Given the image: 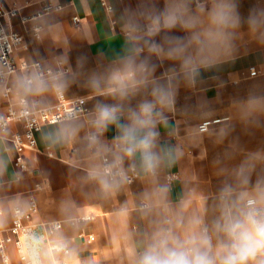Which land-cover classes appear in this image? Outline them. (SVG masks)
Here are the masks:
<instances>
[{"label": "clouds", "instance_id": "9594fccd", "mask_svg": "<svg viewBox=\"0 0 264 264\" xmlns=\"http://www.w3.org/2000/svg\"><path fill=\"white\" fill-rule=\"evenodd\" d=\"M109 7L122 42L94 68L86 67V56L73 67L66 49L18 68L0 63V103L10 106V116L0 115V189L5 177L17 185L24 179L23 168L10 171L19 147L12 125L20 123L35 128L47 150L71 152L86 199L108 200L132 183L143 185L133 202L123 201L114 212L117 222L133 215L143 222L118 234L126 242L119 264H264V144L248 149L234 135L237 125L246 135H264V86L254 84L235 98L232 118L209 125L208 135L223 148L214 160L219 183L210 199L200 196L196 206L192 193L182 192L174 201L168 179L187 145L205 134L203 123L214 119L204 95L178 107L179 90L203 91V73L234 61L242 45L264 48V5L246 16L240 0H162V6L161 0H137L122 11ZM66 8L48 0L33 18L37 40L62 31L59 15ZM73 86L87 90L91 107L69 99ZM192 115L201 123L182 136L176 117ZM30 207L25 199L0 195V228ZM58 216L47 225L48 240L26 230L22 264H94L81 258L72 239L93 220L86 207L68 197Z\"/></svg>", "mask_w": 264, "mask_h": 264}, {"label": "crops", "instance_id": "0c3cea01", "mask_svg": "<svg viewBox=\"0 0 264 264\" xmlns=\"http://www.w3.org/2000/svg\"><path fill=\"white\" fill-rule=\"evenodd\" d=\"M2 1L5 6H11L14 1L21 6L19 14L15 15L9 23L11 29L18 30L24 35L25 44L14 50V55L17 59L35 60L38 57L48 58L54 54H60L66 49L69 52L70 62L73 67H75L78 57L86 56V67L94 68L98 60L105 56L111 58L120 50L122 41L118 35L119 29L114 26L112 17L109 15L111 10L108 9L102 0H61V3L67 6L66 10L59 15L62 31L56 35L49 34L42 40H37L34 35L33 29L35 25L33 15L48 0ZM107 2L109 5L111 4L122 11L125 6L130 5L134 7L137 0H107ZM258 4L264 5V0H240L241 14L246 16L249 9ZM75 14L80 17L78 22L73 18ZM24 15L28 16L26 20H22V16ZM110 25H112L111 30ZM175 34L181 35L179 32ZM252 65L257 66L259 70L258 74H250L249 68ZM167 66L165 64V67ZM162 71L163 69H159L158 74ZM203 79L205 81L202 85L203 91L198 89L193 92L183 87L179 90L177 106L193 105L198 96L204 95L211 102L213 108L211 116L213 118L224 116H228L227 119L229 117L232 118L234 115L233 100L246 95L248 89L254 84L264 86V48L255 43L242 45L234 61L225 63L210 72L203 73ZM78 96H86L88 105L91 107L93 100L87 90L79 86H73L69 92V99ZM8 106L7 104L0 103V115L5 114ZM176 120L179 122L182 136L185 135L187 129L195 127L201 122L198 115L190 117L178 116ZM12 127L13 130H22L23 124L15 123ZM112 135L113 132L110 131L108 134L109 138ZM202 140L203 137H201L198 143L187 145L185 158L172 170L173 174L168 177L173 186L172 199L174 201L182 192L192 193L194 196L204 191L211 192L213 190L212 186H202L198 182L195 184L192 181L193 170L199 160L197 159L198 155L195 152L194 146H200ZM29 152H32V155H34L41 165V168H35V174L38 176L42 175V178L48 179L49 181H46L48 185L39 190L40 187L36 186V183L39 181H36L34 187H29L31 177L33 176L29 174V168H27L24 169V179L18 185L9 184L7 182L8 177H5V184L0 189V195L17 196L28 202H30L31 198H35L37 201L39 199L42 210L44 208L47 210L49 206L58 207L60 202L68 197L76 199L78 203L86 207V211L89 214H94L93 220L83 230L72 235L74 245L80 249L81 258H91L94 264H108L106 262L119 264L117 257L125 247L126 242L118 234L124 233L129 224L132 225L133 221H137L138 224L142 223V221H138L135 215H133L130 221L121 219L117 222L114 219V212L121 206L123 201L133 202L137 193L142 190L143 185L139 182L132 183L126 191L111 199L90 201L83 195L78 174L71 167L72 159L70 151L61 149L55 151L47 150L40 140L39 132H37L36 147L26 149V154L31 165L33 161ZM13 169H21L15 162V159L10 171ZM64 194L65 198L59 197ZM194 202L196 206H199L197 198L194 199ZM37 213L38 210L33 212L25 219L24 223L34 220L33 218ZM58 218L57 216L54 219ZM12 220L13 218L9 219L6 223L7 225L10 224L9 228L6 225L0 228V238L10 234ZM26 227L23 226L18 234L24 243L26 230H30ZM33 232L41 233L38 229H35ZM90 233L94 234V238L88 236ZM82 234H85V236ZM45 239L48 240L50 237L46 236ZM6 249L12 264H22L15 240L8 241ZM0 259V264H4L3 259ZM96 261L100 263H95Z\"/></svg>", "mask_w": 264, "mask_h": 264}, {"label": "built area", "instance_id": "2783aa9c", "mask_svg": "<svg viewBox=\"0 0 264 264\" xmlns=\"http://www.w3.org/2000/svg\"><path fill=\"white\" fill-rule=\"evenodd\" d=\"M102 2L107 5L108 9L111 10V7H109V4L107 0H102ZM48 6V2L43 4L42 8L36 12L33 17H35L38 13H41L45 10V8ZM20 4L17 2H13L11 6H5L3 4V1L0 0V63H5V64H10L14 68H18L20 65L27 63L29 60L27 59H17L14 55V50L19 47L24 45V35L15 29H11L9 27L10 20L17 14H19L20 11ZM28 16L24 15L22 16V20H26ZM74 20L78 22L80 20L79 15L75 14L74 15ZM250 74L251 75H256L258 74V68L255 65L250 66L249 68ZM71 100H79L83 102L87 107L88 105V100L86 96H78L75 98H72ZM4 115L10 116V106H8L7 111L5 112ZM228 116L224 117H215L212 119L210 122H205L203 123V127L201 131H207L209 130V125L220 122L224 119H227ZM201 123V122H200ZM199 123V124H200ZM16 133V139L19 143V147L16 150L14 159L15 162L17 163V160L19 161L18 166L23 169L29 168V159L26 154V149L27 148H34L37 145V130L35 128H29L23 125L22 130H14ZM37 187H41L40 183L36 184ZM30 205L31 207L29 210L23 215L19 220L13 218L12 220V225L10 227V234L0 238V252H3V263L4 264H12V261L10 260V257L7 253L6 249V243L10 240H15L18 251L20 253L21 246L24 244L23 240L19 237V232L24 226L25 219L29 217L33 212H36L38 210V202L35 198L30 199ZM93 217L92 214H89ZM56 220V219H54ZM53 220H50L48 222L43 223L44 228L46 230L47 225ZM85 236V234H82ZM90 238H94V234L90 233L88 235Z\"/></svg>", "mask_w": 264, "mask_h": 264}, {"label": "rangeland", "instance_id": "374dc122", "mask_svg": "<svg viewBox=\"0 0 264 264\" xmlns=\"http://www.w3.org/2000/svg\"><path fill=\"white\" fill-rule=\"evenodd\" d=\"M229 119H230V117H229ZM226 120H228V119H226ZM223 121H225V119ZM221 122L222 121L213 123L212 126L218 127ZM202 132L205 133L202 136L203 137L202 143L200 144V146L199 145H195L194 146L195 147V152L198 155L197 159H199V160H198V162L195 165V168L193 170L194 172H193V175H192L193 176L192 177V181L195 182V184L198 182L202 186H207V187L212 186L213 190L211 192H205L204 191V192H202L200 194H195L194 195V199L197 198L198 200H199L200 196H205V197L210 199L214 195V193H215V191L217 189L218 183H219V178L216 175V165L214 164V160L217 157V155L222 153V151H223L222 146H219V145L215 144L213 138L210 135H208L209 130L202 131ZM234 135L238 136L240 138L241 144L244 147L248 148V149H255V148L261 146L262 144H264V135H262L261 133H256L255 135H246L242 131V129L240 128L239 125H237L235 127ZM30 155H31V159L33 161V164L29 165L28 172L34 178L31 177V182L29 184V187H34L35 186V182L39 181L37 183H40L41 187H40L39 190H41V189L44 188V186L48 185V184H46V181H49V180L42 178V175H39V176L36 175L32 171L33 167L34 168H36V167L37 168H41V165L35 159L34 155H32V152L30 153ZM194 180H196V181H194ZM59 197L65 198V194L64 195H60ZM37 202H38V207H39L38 213L35 214V216L33 218L34 220H30V222L28 221V222L24 223V227H26L29 224H32V227L34 228V230L38 229L39 231H41L40 234L42 236L46 237V230L44 228L43 223L48 222V221H50V220H52V219H54V218H56L58 216L56 214H58L59 206L58 207L49 206V208H47V210H46V208H44V210H42L41 209V205H40L41 201L38 199ZM197 203H198V201H197ZM92 215L94 216V214H92ZM142 223H140V224H142ZM137 224H138L137 221H133L132 222V226H135ZM9 225L10 224H8V225L6 224L7 228H9ZM0 262H1V259H0ZM95 263H100V262L96 261ZM106 263L111 264V262H106Z\"/></svg>", "mask_w": 264, "mask_h": 264}, {"label": "bare ground", "instance_id": "6f19581e", "mask_svg": "<svg viewBox=\"0 0 264 264\" xmlns=\"http://www.w3.org/2000/svg\"><path fill=\"white\" fill-rule=\"evenodd\" d=\"M58 174V173H57ZM6 196H8V195H6ZM27 227L30 229V230H33L34 231V228L32 227V224H29V225H27ZM26 227V228H27Z\"/></svg>", "mask_w": 264, "mask_h": 264}]
</instances>
